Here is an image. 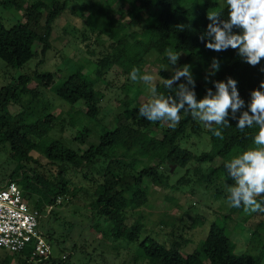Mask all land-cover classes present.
<instances>
[{"label": "trees", "instance_id": "1", "mask_svg": "<svg viewBox=\"0 0 264 264\" xmlns=\"http://www.w3.org/2000/svg\"><path fill=\"white\" fill-rule=\"evenodd\" d=\"M184 1L107 0L100 3L97 13L90 15L87 22L93 34L108 37L111 44L107 55L96 63L95 78L84 74L82 66L56 85L52 72H36L33 78L39 87L52 89L74 111L70 126L73 127L78 122L79 112L75 107L80 102L87 109L84 115L88 124L101 125L100 105L105 98L101 86L107 85L105 75L115 67L120 68L124 74H129L133 67L140 68L146 58L154 54L166 67L173 68L176 65L170 64L165 52V49L171 48L184 56L180 67L185 64L191 66L198 100L206 95L208 88L216 91L214 84L207 82L205 77L213 58L218 59L220 70L210 76L209 80H226L229 76L237 80L240 97L245 101V108L237 113L239 116L242 111L247 110L251 91L257 89L264 80V72L260 71L264 68V59L253 67L236 50H209L205 47L206 36L204 42H201L200 36L207 32L210 23L207 19L209 10L220 14L222 20L228 18L226 0H189L190 6L183 9ZM116 2L130 7L128 15L132 19L131 23L140 25L144 20L148 27L141 34L126 33L127 24L113 15V5ZM2 5L5 9L23 10L24 22L20 21L7 29L0 21V60L8 68L18 70L38 58L39 54L45 58L52 48L54 24L68 10L67 2L4 0ZM234 31L239 30L234 28ZM37 46L42 48L40 52ZM159 75L161 78H171L173 74L161 69ZM33 78L29 75L20 76L0 89V146L8 150L13 162L18 163L6 183H17L27 199L29 194L37 195L39 200L34 209L41 215L48 206H54L61 196L70 194L67 170H72L81 174L92 185L93 219L98 223L95 224L94 231L101 233L103 239L138 243V259L145 260L148 264H262L264 244L257 255H238L236 244L227 234L226 225L213 224L207 237L197 248L191 254L183 255L184 241L181 237H176L169 245L151 236L141 241L145 231L144 223L141 219L129 223L131 211H138L149 204L146 180L156 187L167 189L171 187V175L178 170H186L176 187L186 182L190 185L191 178L187 177L191 174L188 167L192 162L198 165L196 169H203L201 176L197 175L200 184L207 190L216 187L214 196L220 197L223 192L217 188L218 182L222 179L227 183L232 181L225 167L226 162L256 147L253 137L258 133V126L241 130L236 126L238 120L231 119L230 115L228 119L231 126L223 129L224 138L221 140L209 129H204L201 122L192 118L190 113L181 111L180 122L175 128H171L168 122H151L140 115L139 108L147 100L140 103L138 100L141 93L136 91L132 98L124 100L122 111L114 119V127L101 125L102 132L96 144L89 143L93 134L91 128L86 127L77 133L72 142L89 145L86 150L79 151L72 148L69 140L63 137L51 138L57 117L49 113V103L42 100L44 95L39 90L28 88ZM182 82H186L184 78L176 82L172 89H167L160 83L157 90L165 96L175 95L176 87ZM13 105L20 107L18 113L10 111ZM155 130H161V138L154 133ZM203 134L209 138L212 150L194 155L186 146L187 141L192 135ZM38 151H42L50 168H59L56 175L52 174L49 178L45 172L38 170L39 161L33 157V153ZM216 161H220L219 164ZM30 164L36 167L31 168ZM227 196L228 194L224 197L226 200ZM260 201H264V198H259ZM239 210H243V206L232 207L230 211L234 213ZM229 219L230 215L223 216L225 224ZM100 221L106 222L108 227H100ZM263 234L264 221L252 234L253 240L261 241ZM52 239L51 234L48 241ZM0 250L4 251L0 256V264H70L78 248L73 244L71 248L61 250V253H66L64 256H53L49 260L34 259L32 247L19 254Z\"/></svg>", "mask_w": 264, "mask_h": 264}, {"label": "rangeland", "instance_id": "2", "mask_svg": "<svg viewBox=\"0 0 264 264\" xmlns=\"http://www.w3.org/2000/svg\"><path fill=\"white\" fill-rule=\"evenodd\" d=\"M3 1L0 0V21L4 26L10 29L20 21L24 22V11L17 8L5 9L2 5ZM61 1L67 2L68 10L54 24L51 50L48 51L45 58L39 54L38 58L33 59L18 70L8 68L0 60V89L10 83L12 79L20 76L29 75L33 78L36 72L54 73V85H56L81 66L84 74L95 78L96 63L110 51L111 42L106 36L98 37L97 34H93V30L87 21L90 15L97 13L100 3L103 4L102 2L107 0ZM188 1L185 0L182 4L183 9L190 6ZM113 8L115 10L113 15L127 24L126 33L129 35L134 32L141 34L148 27L144 20L140 25L131 23L128 5L116 2ZM41 49L37 46L38 52ZM183 59L184 56L180 55L176 66L169 68L161 63L155 54L149 55L139 69L141 74L146 72L156 76L157 86L161 83L159 71L165 69L172 75L173 70L180 67V61ZM105 82L107 85L101 86L105 98L100 105L99 120L100 124L106 127H114V119L122 111L124 100L132 98L136 91L141 93L138 100L140 103L150 98L148 86L140 81L133 82L129 74H124L120 68H112L105 75ZM28 88L39 90L44 95L42 100L49 103V113L57 117L56 128L51 134V138L63 137L69 140V145L72 148L83 151L89 145L75 143L72 140L77 133L89 127L93 131L89 143L96 144L98 142L102 126L96 123L88 124V119L84 115L87 109L83 102L78 103L75 107V110L79 112L78 122L72 127L70 121L74 111H71L69 105L56 96L52 89L39 87L34 78ZM136 104L137 102L133 105ZM10 111L18 113L20 107L13 105ZM201 125L208 130L202 122ZM155 131L154 133L161 138V130ZM186 146L194 155L212 150L210 140L205 134L201 136L192 135ZM33 157L39 161L38 170L45 172L49 178L52 174L56 175L59 168L53 166L51 169L42 151L34 152ZM219 162L216 161L217 164ZM17 166L18 163L10 159L8 150L0 146V185H4L9 180ZM29 167L36 166L30 164ZM188 168L191 171L190 176L187 177L188 179L191 178L190 185L189 182H186L184 185L176 187V183L185 175L186 170H178L171 175V187L167 189H161L154 186L150 181H145V185L148 187L149 204L138 211H131L129 219L130 224L136 219H141L144 223L145 231L141 241L143 238L151 236L169 245L176 237H181L184 241L182 253L188 255L207 237L213 224L226 225L227 234L236 244L238 255H257L260 247L264 244V234L261 241L253 240L252 234L258 225L264 221L263 214L260 212L245 213L244 210L231 213L232 207L224 197L228 194L227 187L233 182L227 183L224 179L218 182L217 188H220L219 190L223 193L220 197H216L214 196L216 187L207 190L199 182L198 176H201L200 173L203 172V169H196L198 165L195 162H192ZM50 169L51 171H48ZM67 177L70 194L61 196L52 207L46 206L47 208L40 218L41 232L47 239L49 235L52 234L53 236L49 242L52 246L53 256H64L66 253H61V250L69 249L75 244L78 250L70 264H148L147 261L138 259V243L128 244L124 241L115 242L112 239H103L101 233L94 231L97 222H94L91 206L93 200L92 185L76 171L67 170ZM261 197L264 198V196ZM261 197H257L258 202ZM37 200H39L37 195H28V203L32 208L35 207ZM224 215L231 216L226 224L223 220ZM99 224L102 228L108 227L104 221H100ZM2 253L4 251L0 250V256ZM262 264H264V260Z\"/></svg>", "mask_w": 264, "mask_h": 264}, {"label": "clouds", "instance_id": "3", "mask_svg": "<svg viewBox=\"0 0 264 264\" xmlns=\"http://www.w3.org/2000/svg\"><path fill=\"white\" fill-rule=\"evenodd\" d=\"M226 4L227 19L222 20L215 11L207 12L210 23L207 32L200 36L201 42L206 36L207 49L220 52L231 48L246 63L255 67L264 59V0H226ZM234 28L239 31L235 32ZM165 52L170 64L176 65L180 54L171 48L165 49ZM190 67L188 64L177 67L171 78H161L160 82L167 89H172L181 78L186 81L178 84L175 95L167 96L158 92L156 76L146 72L141 74L139 68L133 67L129 73L130 79L143 82L150 93V98L139 108L140 115L151 122H168L169 127L175 128L181 120V111H184L202 122L221 140L224 138L223 129L231 126L230 115L231 119L238 120L236 126L241 130L258 126V133L253 137L256 147L226 162L225 167L233 181L227 187V200L231 207L243 206L245 213H264V201L257 200V197L264 196V91L261 90L264 89V80L251 91L247 110L237 116L245 108L237 80L230 76L226 80H209L210 76L219 72L220 61L213 58L205 77L207 82L214 84L216 91L208 88L206 95L199 100ZM260 71L264 72V68Z\"/></svg>", "mask_w": 264, "mask_h": 264}, {"label": "built area", "instance_id": "4", "mask_svg": "<svg viewBox=\"0 0 264 264\" xmlns=\"http://www.w3.org/2000/svg\"><path fill=\"white\" fill-rule=\"evenodd\" d=\"M41 216L17 183L0 185V249L19 254L32 247L36 260L53 257L52 246L40 230Z\"/></svg>", "mask_w": 264, "mask_h": 264}]
</instances>
